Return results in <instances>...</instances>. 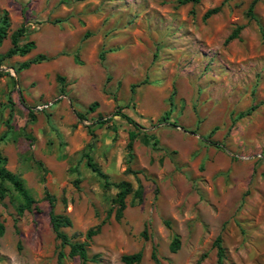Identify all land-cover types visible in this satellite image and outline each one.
I'll list each match as a JSON object with an SVG mask.
<instances>
[{
    "label": "rangeland",
    "instance_id": "1",
    "mask_svg": "<svg viewBox=\"0 0 264 264\" xmlns=\"http://www.w3.org/2000/svg\"><path fill=\"white\" fill-rule=\"evenodd\" d=\"M252 1L0 0L10 19L0 152L35 200L19 214L22 199L5 184L0 264H57L61 250L62 264H81L60 248L46 191L54 213L70 219L62 231L71 241L103 223L87 241L88 264H123L138 252V264H219V235L221 264H264V0L249 12ZM21 26L19 43L35 49L4 60ZM38 54L50 60L17 71ZM130 131L139 133L131 160ZM88 156L110 183L141 185V203L128 196L116 219V190L103 187Z\"/></svg>",
    "mask_w": 264,
    "mask_h": 264
},
{
    "label": "trees",
    "instance_id": "2",
    "mask_svg": "<svg viewBox=\"0 0 264 264\" xmlns=\"http://www.w3.org/2000/svg\"><path fill=\"white\" fill-rule=\"evenodd\" d=\"M202 0H177V3L179 5H186V4H198ZM257 0H253L252 3L250 4L249 7V12L252 11L253 6ZM220 8L216 7L213 9L208 10L204 15H203V20H206L210 18L211 16L217 14L219 12ZM10 28V19L8 16L7 11L5 10H0V47L2 45V42L7 38L8 36V30ZM27 29L24 26H21L17 30H15L11 36H10V42H11V47L7 50V52L2 56L4 60L6 58H12L15 56H20L24 57L31 53L35 49V43L33 41L26 42L24 44H20V38L24 37L27 33ZM238 34V29L232 32L231 35H229L225 41V43L231 41L232 39L236 38ZM88 36V35H87ZM112 51V50H110ZM104 55L105 52L101 51L99 54V60L103 61L104 60ZM50 60L46 55L43 54H38L35 57H33L30 60L22 62L17 71L21 70H27L30 68L32 65L40 64L42 62H46ZM74 62L78 65H81V63L78 61L77 56L74 57ZM6 73H3L0 70V77L5 76ZM60 82H63V78L58 77ZM63 92V90H62ZM133 92V91H132ZM98 107L97 102H93L89 108L88 112L92 113L96 110ZM170 112H166L163 117L161 118L160 121L167 122ZM30 117L32 120H34L33 115H31L30 112ZM76 117L78 119H82L84 117L83 114L81 113H76ZM123 118H125L129 123H133L135 127H137V124H135L129 117L126 115H122ZM99 123H107L109 122L110 119L103 120L101 116H99ZM128 142L126 145V149L129 155V159L131 160L133 158L132 154V145L134 140L139 136L138 132L135 131H130L128 133ZM87 166L94 172L97 173L98 176L103 180V187L106 189L108 186H112L116 190V194L114 197L110 200L111 204L114 206H117L116 213H115V218L120 219L122 217V213L126 208V199L128 196H132L133 202L141 203L142 201V195H143V189L141 185H138L136 188L132 186L130 182L127 181H120L117 183H110L108 181V176L100 171L95 165L92 164L91 158L88 156L87 161H86ZM7 165V159L4 157L1 152H0V199L3 200L4 197L8 193V189L5 186V184L10 185L13 190L21 197L22 199V204L18 207L17 212L21 214L24 211H31L33 209V205L35 204V200L30 194L29 190L25 187L23 180L17 176L16 174L10 172L6 168ZM127 172H130L129 169L126 170ZM76 181L75 183L77 184ZM45 200L48 202L49 207H50V213H49V223L50 226L55 233V237L57 240L60 241V248L68 247V257L69 258H78L80 260L81 264H88L89 257H88V252H87V241L93 239L94 236L98 235L100 232V228L103 223L95 226L92 229H89L86 232V240L85 242H76V241H71L72 238H69L63 231V228H67L71 226V221L70 219L62 214H55L54 213V206L56 199L53 195L49 194V192L46 191L45 193ZM37 208V207H36ZM34 208V209H36ZM4 233V226L3 223L0 221V236H2ZM179 239L178 237H174L173 240L171 241L169 245V249L172 253H175L178 248H179ZM213 246L216 248V254H217V260L218 263L221 264L224 258V250L221 244V237L220 235L217 236V238L214 240ZM142 254L140 252L130 255V256H123L121 258V261L123 264H138L141 261ZM64 258V253L62 250L58 253L57 256V264H62V260Z\"/></svg>",
    "mask_w": 264,
    "mask_h": 264
},
{
    "label": "built area",
    "instance_id": "3",
    "mask_svg": "<svg viewBox=\"0 0 264 264\" xmlns=\"http://www.w3.org/2000/svg\"><path fill=\"white\" fill-rule=\"evenodd\" d=\"M44 107H45V106H44ZM38 109H40V107H39Z\"/></svg>",
    "mask_w": 264,
    "mask_h": 264
}]
</instances>
